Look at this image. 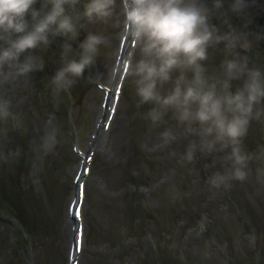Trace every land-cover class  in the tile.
<instances>
[{
	"label": "clouds",
	"instance_id": "clouds-1",
	"mask_svg": "<svg viewBox=\"0 0 264 264\" xmlns=\"http://www.w3.org/2000/svg\"><path fill=\"white\" fill-rule=\"evenodd\" d=\"M255 6L264 7V0H0V75L18 79L42 71L45 62L33 53L57 37L71 57L86 23L122 16V34L135 45L123 68L139 103L151 105L146 118L159 126L171 115L198 134L189 159L197 148H231V168L210 180L219 188L247 177L250 156L243 138L253 120L264 119V61L259 52L253 55L264 43V27L252 28ZM106 43L103 34L88 32L78 57L53 76L56 85L71 89ZM213 51L221 56L215 66L209 63ZM9 121L19 123L20 116L0 97V122ZM161 135L164 144L177 138L172 128Z\"/></svg>",
	"mask_w": 264,
	"mask_h": 264
},
{
	"label": "rangeland",
	"instance_id": "rangeland-1",
	"mask_svg": "<svg viewBox=\"0 0 264 264\" xmlns=\"http://www.w3.org/2000/svg\"><path fill=\"white\" fill-rule=\"evenodd\" d=\"M251 18L253 29L264 27V7L255 6ZM122 20V16L114 15L107 22L86 23L79 39L73 42L74 50L71 57H65V40L61 37L55 38L50 47L37 49L33 53L37 57L40 52H53L50 62L53 65L54 76L67 59L75 57L76 52L78 54L79 42L86 38L88 32H99L106 37L107 43L101 46L94 65L84 77L74 78L75 83L69 90L58 87L53 81V76L49 80L39 81L38 71L18 79H5L0 75V97L12 102L13 112L20 116L18 124L29 123L28 129L24 128L23 134L17 140L9 126L0 122V173L5 169L3 177L10 188L23 189L26 186H33L35 190H46L42 199L47 198L54 206L53 224H50L52 232L38 233V237H33L32 245H28V250L24 247L22 251L21 243L26 236L21 233L11 207L7 203L3 204L4 207L0 210V264H37L43 259H46V264H67L70 239V225L66 217L67 205L73 194L72 177L76 166V163L70 159L73 157L72 145L78 143L75 137L78 131V140L81 139L82 148L87 149V141L94 128V119L101 98V93L95 85L96 82L101 81L96 80V77L103 69L112 65L117 42L122 33ZM237 23L239 24L240 21L238 20ZM254 52H264V43L259 44ZM220 60L219 54L218 58H214L213 66L218 65ZM134 90V84L129 76L127 93L118 111L119 125L113 136L114 141L107 153L95 155L96 170L89 179L86 219L90 229L91 224L97 225L99 222L97 225L99 232L89 230L81 264H182L178 258L182 249L177 245L180 242V235L175 229V223L168 234L162 233L154 222L149 221L141 230L140 225L136 223L138 218L135 214L127 218L126 214L130 213H124L128 204L129 188L120 165L125 160L127 151H132L129 145L135 139L137 132H141L142 129L144 143L155 136L162 139L161 136L153 133L156 129L150 128L152 124L150 120L143 119L142 122L135 124L132 122L130 117L134 103L139 101ZM38 99L47 101L48 106L43 114L34 115L35 104L32 107L28 104ZM178 129L182 132L186 126L180 124ZM24 130H27L26 139ZM52 136L55 137L54 141L50 140ZM17 161L18 169L15 172L6 170L9 165ZM158 175L157 170L148 175L151 185L158 181ZM96 176L101 180L104 188L100 194L94 188ZM43 179L45 182L42 185ZM144 196L151 211L160 208L159 197L148 196V190ZM250 210L252 213L244 214L245 222L250 226L245 229L250 235L245 236L244 243L238 242L239 234L231 235V239L225 236L221 239V234L220 239L211 236L209 243L204 247L200 245L199 240H194V244L200 245L194 251L196 260L193 261L190 254V261L185 264L226 262L227 264H264V201L257 211L253 201ZM100 218L104 220L103 225L100 223ZM232 225L230 222V226ZM218 229L221 230L222 226ZM224 240L232 242L227 252L221 246ZM211 244H215V247ZM27 256L31 260L29 263Z\"/></svg>",
	"mask_w": 264,
	"mask_h": 264
},
{
	"label": "bare ground",
	"instance_id": "bare-ground-1",
	"mask_svg": "<svg viewBox=\"0 0 264 264\" xmlns=\"http://www.w3.org/2000/svg\"><path fill=\"white\" fill-rule=\"evenodd\" d=\"M122 37H125L126 38V43L128 41H130L126 36H124L121 33V35L119 36L118 42H117V50H116V52H121L119 47L121 46ZM131 49H133V48L131 46L128 47V45L126 44L122 52H128ZM113 68H114V66H112V68L110 69V71L109 70H105L104 73H102L101 78L107 80L110 83L112 81V79H113ZM100 114L103 115L102 109H101V111H99V117H100ZM116 121H118V120H116ZM116 121H115V123H117ZM90 148H91V151L93 150V148L95 150L97 148V150H98V146H95V144H92ZM70 223H72L71 220H70Z\"/></svg>",
	"mask_w": 264,
	"mask_h": 264
}]
</instances>
